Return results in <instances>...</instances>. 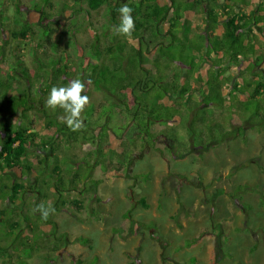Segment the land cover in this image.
<instances>
[{
    "label": "rangeland",
    "instance_id": "obj_1",
    "mask_svg": "<svg viewBox=\"0 0 264 264\" xmlns=\"http://www.w3.org/2000/svg\"><path fill=\"white\" fill-rule=\"evenodd\" d=\"M80 2V8H86ZM72 3L73 0H0V78L5 81L13 76V93L20 90L26 106H30L24 114L18 111L10 119L25 126L26 132L36 133L22 161L30 165V171L21 175L19 169L7 170L12 179L23 185L33 182L35 170L45 157L49 165L55 162L60 170L66 166L61 159L70 157L75 162L67 163L75 168L76 161L83 158L89 161L93 148L85 139L65 142L62 135L55 133V126L49 122L57 120L64 124V112L59 108L53 111L46 105L50 89L65 86L59 77L56 81L50 79L49 59L65 53L67 63L73 66L93 39L89 22L99 28L103 21L104 6L87 16L66 7L73 6ZM15 5L19 8L17 12ZM200 16L203 15L192 11L185 14L196 26H200ZM71 19L79 24L78 28L73 34L69 31L62 34ZM23 23L30 31L19 37ZM49 29L52 33L46 37L44 30ZM106 34L108 37L100 44L109 40L110 29H106ZM127 40L135 42V38ZM244 64L229 68L225 86L232 80L239 82ZM19 65L27 70V76L18 73ZM256 73L254 70L246 74L247 78L256 79ZM84 94L89 96L95 110L105 102L104 92L90 85H86ZM250 111L247 107V112ZM85 112L83 119L90 114ZM103 113L114 116V130L125 122L110 110ZM236 116L241 119L234 114L231 124L239 123ZM252 125L238 128L233 138H223L205 148L200 146L199 150L179 158L168 155L171 140L161 138L142 152L127 172L124 166L111 168L115 164L111 152L120 154V148L119 139L110 135L103 146L104 166L96 164L84 186L81 180L68 182L73 189L63 192L61 204L50 215L56 224L54 235L39 233V228H49L47 224H39L37 249L0 250V264H264V207L260 203L264 202V125ZM163 128L168 127L158 123L152 126L153 131ZM229 134L232 136V131ZM40 140L48 144L42 148ZM238 185L246 188H236ZM36 186V193L23 194V213L47 194L43 187ZM52 198L48 192L45 202L50 204ZM140 198L146 207L140 206ZM16 202H9L8 206ZM29 218L34 220L35 216ZM5 229L7 222H0V236ZM29 229L24 234L30 236ZM63 233L65 238L61 239L59 235ZM83 237L87 241L82 242ZM18 240L19 244L23 242L21 237ZM9 252L13 256L8 258ZM29 253L32 254L26 256Z\"/></svg>",
    "mask_w": 264,
    "mask_h": 264
},
{
    "label": "trees",
    "instance_id": "obj_2",
    "mask_svg": "<svg viewBox=\"0 0 264 264\" xmlns=\"http://www.w3.org/2000/svg\"><path fill=\"white\" fill-rule=\"evenodd\" d=\"M81 1L86 8H80V0H73V6L66 7L76 13L82 11L87 16L91 11L105 7L100 31L89 22L93 39L83 52L87 56L85 62L84 54L73 66L67 63L65 53L57 58L51 57L50 79L56 81L59 77L65 85L69 78L91 81L86 85L103 91L105 102L98 104L96 110L92 105L85 108L84 112L90 114L84 118L82 131L72 132L57 120L50 121L49 125L55 126V133L62 135L65 142L79 139L90 142L93 148L89 152V161L85 158L78 160L72 168L67 162L74 160L64 156L61 160L66 166L60 170L55 162L49 165L45 157L35 170L33 182L23 185L12 179L7 170L19 169L21 175L30 171V165L22 161L26 147L33 144L36 133L26 132V127L19 122H11L12 116L18 111L20 115L24 114L30 106H26V98L20 90L13 93V76L5 81V78H0V222L6 221L8 225L0 236L2 252L9 247L14 252L22 248L34 252L39 246L36 231L39 224L49 226L48 229L39 228V233L54 235L56 224L51 214L43 220L34 209L43 203L56 211L63 192L73 189V186L68 187V182L81 180L84 186L92 168L96 164L104 166L103 146L110 135L119 139L117 145L120 148V154L111 152V158L115 160L111 168L121 169L124 166L127 172L141 153L151 149L161 138L171 140L168 139L171 142L168 155L179 158L199 150L200 146L205 148L223 138H233L242 126L264 125V0ZM125 3L133 8L136 23L133 43L123 36L116 37L113 32V25L120 22L118 9ZM18 9L15 5L14 11ZM187 11L203 15L200 16V26L191 24L185 17ZM78 25L71 19L61 32L73 34ZM27 27L25 23L21 25L19 37L26 36L30 31ZM107 28L111 36L100 44L108 37ZM51 33L50 29L44 30L46 37ZM241 63L245 64L239 82L232 80L225 86L229 81L226 72L231 66ZM17 70L23 76L28 75L23 66H17ZM254 70L257 71L256 79L249 80L246 74ZM241 94L243 98L239 97ZM247 107L251 108L250 112H247ZM105 110L119 114L120 119L125 120L118 124V130L113 129L114 116L102 115ZM232 114L241 117L238 120L236 116L239 123L231 124ZM154 123L170 127V130L167 128L170 132L164 128L153 131ZM179 127L180 133L176 130ZM231 131L232 136L229 134ZM217 136L220 138L214 139ZM47 144L45 140L40 142L42 148ZM69 173L71 176L68 178ZM35 186L43 187L47 194H43L41 201H35L23 213V194L28 191L36 193ZM239 186L236 188H246V185ZM48 192L53 195L50 204L45 202ZM12 201L17 202L8 206ZM140 203L141 207L147 206L143 198H140ZM260 203L264 207L263 200ZM29 215L35 216L34 220ZM25 229H29L30 236L24 234ZM64 235L59 237L62 239ZM19 237L23 240L20 244ZM9 253L6 255L8 258L13 256V252Z\"/></svg>",
    "mask_w": 264,
    "mask_h": 264
},
{
    "label": "clouds",
    "instance_id": "obj_3",
    "mask_svg": "<svg viewBox=\"0 0 264 264\" xmlns=\"http://www.w3.org/2000/svg\"><path fill=\"white\" fill-rule=\"evenodd\" d=\"M118 13L120 22L118 25H113V32L115 35L131 40L136 28L133 8L125 3L118 9ZM89 83L91 81H83L77 77L70 80L65 86H54L49 91L46 100L47 107L53 111L58 108L62 109L64 112L62 121L72 132L82 131L85 127L82 113L90 105L89 96L84 94L86 84ZM54 211V208L45 207L43 203L34 209V212L40 213L43 220H47Z\"/></svg>",
    "mask_w": 264,
    "mask_h": 264
}]
</instances>
